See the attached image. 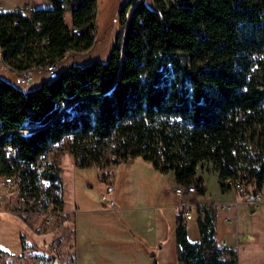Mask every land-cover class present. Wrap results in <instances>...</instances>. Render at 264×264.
Masks as SVG:
<instances>
[{
	"label": "trees",
	"instance_id": "obj_1",
	"mask_svg": "<svg viewBox=\"0 0 264 264\" xmlns=\"http://www.w3.org/2000/svg\"><path fill=\"white\" fill-rule=\"evenodd\" d=\"M51 1L36 17L44 22L42 30L18 10L0 13V43L16 67L42 64L45 56L63 58L76 46L64 18L69 0ZM70 1L77 25L98 7L97 0ZM153 3L130 0L121 8L120 24H128L124 54L119 34L107 61L74 64L35 89L1 79L0 137L13 132L0 140V151L10 141L19 159L33 162L67 141L78 167L107 169L140 156L161 173L174 172L178 184L196 183L204 194L197 169L212 163L224 190L232 189L229 179L261 190L264 0ZM44 37L49 39L45 48L34 45ZM26 43L31 44L18 57ZM29 126L41 128L18 131ZM14 171L1 151L0 175ZM44 174L62 194L57 161ZM17 177L23 190L34 189L39 180L32 171ZM197 212L200 239L195 242L188 236L185 208L176 215L179 262L239 264L236 251L220 246L216 207L200 205ZM226 255L231 259L225 261Z\"/></svg>",
	"mask_w": 264,
	"mask_h": 264
},
{
	"label": "rangeland",
	"instance_id": "obj_2",
	"mask_svg": "<svg viewBox=\"0 0 264 264\" xmlns=\"http://www.w3.org/2000/svg\"><path fill=\"white\" fill-rule=\"evenodd\" d=\"M5 1V0H4ZM130 0H97L98 2V33L97 40L92 49L85 53L68 54L63 61V68H68L74 64L86 65L95 61H107L111 54V50L116 43L119 34L124 39L125 28L120 24V10ZM150 6H154L153 0H146ZM7 4L21 5L31 2L41 7H51V0H11L5 1ZM73 1L65 2L67 23L72 22V13L74 7ZM34 81L29 85L30 90L39 87L47 77L43 69H39L34 74ZM0 76L14 83L15 76L13 72L0 62ZM66 105L62 106L64 109ZM37 127H26L25 132H30ZM67 141H64L57 147L54 154V161H57L60 173L65 180V202L69 209L74 210V199L77 198L83 208L87 210L85 221L93 225V222L108 223L113 217L116 227H121L120 223L126 226V222L130 220L134 223V216L137 215L139 206H148L153 195L151 188V174L146 166L135 165L136 172L127 179L123 187L117 188V193L122 194L124 207L126 208L121 214L103 215L99 212H93L98 206L105 207L106 202L101 200L103 192H109L111 181H108L105 176V170L100 167H77L74 155L66 146ZM116 169V166L110 167ZM199 172L207 180L208 193L204 200L213 203H233L239 209V226L240 233V261L241 263H250L256 259H264V211L256 207V211H250L248 200L245 196L242 197L236 189L232 188L224 190L219 182L218 174L213 170L199 169ZM171 177V176H170ZM167 176L163 178L166 183L167 192L171 200L176 203L183 200L189 195L182 196L175 193V184L171 178ZM3 176L0 175V191H7L2 185ZM254 189V185L250 186ZM237 191V192H236ZM109 198L115 197L113 191L109 192ZM195 194V193H194ZM197 195V194H196ZM239 202V203H238ZM117 203V201H116ZM212 205V204H209ZM186 208V207H183ZM150 213V212H149ZM115 214V213H114ZM171 215V212L169 213ZM111 216V217H110ZM78 221V216H77ZM136 219V218H135ZM145 219H149L148 216ZM151 219V218H150ZM173 221V219H172ZM170 217V225L172 224ZM225 224L221 221L220 231L224 234L229 233L232 228L236 227L237 222L227 221ZM120 225V226H119ZM217 227V220H216ZM71 229V228H70ZM69 227L55 232L36 233L30 231L22 222L13 218L8 213L0 212V264H54L57 260L59 264H155L160 258V264H181L178 260L177 238L170 240L172 230L170 228V237L164 246L162 253L158 256H152L145 252L133 253L134 245L128 241L123 234L112 237L113 241L110 245L113 249H118L120 259H113L107 255L105 259H93L76 261L75 255L72 254L73 237ZM108 228L107 230H109ZM123 229V228H122ZM125 230V228H124ZM127 231V230H126ZM18 233L20 238L18 237ZM176 233V229L175 232ZM257 235L256 240H251L249 234ZM188 236L190 240H198L200 238L198 219L194 218L190 221L188 227ZM193 241V242H194ZM140 245V244H139ZM133 249V250H132ZM127 253V254H126ZM119 255V256H120Z\"/></svg>",
	"mask_w": 264,
	"mask_h": 264
},
{
	"label": "crops",
	"instance_id": "obj_3",
	"mask_svg": "<svg viewBox=\"0 0 264 264\" xmlns=\"http://www.w3.org/2000/svg\"><path fill=\"white\" fill-rule=\"evenodd\" d=\"M4 4L5 10H14L20 5L15 4H7L5 1H11V0H1ZM22 5V4H21ZM36 5V4H34ZM38 6V5H37ZM52 6V5H51ZM30 90V88H28ZM135 165H143L146 166L149 170V173L151 174V188L153 190V195L151 196V200L148 203V206H139L137 207L139 211L137 212V215L134 216V223H132L130 220L129 222H126L125 227L123 223L120 225L121 227H116L113 221V217H111V221L108 223H98L93 222V225L91 222L86 223L85 216L87 213V210L83 208V205L77 200V198L74 199V210L69 209L65 202V180L63 177V171H62V180H63V201H64V207L71 213V219L62 227L47 231L49 232H55L62 230L64 227H69L72 237H73V247L70 248L67 246L68 249H72V254L75 255L76 261H81L82 259L85 260H93V259H105L107 258V255L110 256L113 259H120L121 257L124 258V256L120 255V251L118 249H113L110 245H108L110 242L113 241L112 237H115L117 235L123 234L124 237L127 238L128 241L132 242V244L137 243L138 245H134L133 247L136 249H132L133 253H140L145 252L146 254H151L152 256H158L162 253V250L164 246L166 245L167 241L170 237V228L172 230V236L170 240L176 237L175 229H176V215L177 213L183 208L186 207L187 209L191 210V218L187 220L188 227L191 220L194 218L198 219V212L197 207L200 205H209L212 204L216 207L217 211V238L219 242H227L228 248L233 249L237 252L238 261L239 264H264V259H256L253 260L250 263H241L240 261V233L241 229L238 223L239 220V209L238 207L234 206L233 203H213L211 201L206 202L204 198H206L208 193L207 188V180L202 176L199 172V169L204 170H213L217 174L218 172L214 169V165L212 163H201L197 169L196 177L202 178L204 180V186L206 188L204 194H200L199 192L195 194L189 195V197L180 200L176 203H174L167 192L166 183L163 180V178H166L167 176H171V181L175 184V186L178 185V182L175 177L174 172L169 173H161L159 170H157L152 162L147 161L143 159L142 157H136L128 160L127 162H123L120 165L116 166L115 169V178L113 182L109 185H111L109 188H111V191H113L116 195L115 197H112V199L115 202L114 207L108 206L106 203L105 207L98 206L97 209L93 212H99L101 214H112L117 215V217L120 219L118 214H121L126 208L124 207V202L122 200V194L117 193V188L120 187V189L123 187L124 183L127 181V179L133 174V172H136ZM77 165H75V168L77 170ZM97 167V166H95ZM219 178V175H218ZM108 188V190H109ZM109 191V192H111ZM175 191V190H174ZM108 192V193H109ZM237 192V191H236ZM262 192V201L260 202L259 207L261 210L264 211V184L261 188ZM106 193L103 192L102 195ZM176 193V191H175ZM197 194V195H196ZM101 195V200H102ZM109 195V194H108ZM244 197V196H242ZM245 198V197H244ZM247 201V198H245ZM103 201V200H102ZM117 201V203H116ZM248 202V201H247ZM239 203V202H238ZM225 204H231L232 206L229 209H223L222 205ZM248 205L250 203L248 202ZM185 208V209H186ZM253 211H256V206ZM150 212V213H149ZM171 212V215L169 213ZM8 213V212H4ZM115 213V214H114ZM13 218H16L19 220V222H22L26 227L27 225L24 223V221L11 213H8ZM78 216V221H77ZM148 216L149 219H145V217ZM170 217L172 224L170 225ZM231 217L229 220L228 218ZM136 218V219H135ZM151 218V219H150ZM236 221V227L232 228V230L224 234L220 231L221 221H223L225 224H227V221ZM119 225V226H120ZM110 228L109 230H107ZM125 228V230H124ZM30 229V228H29ZM127 230V231H126ZM30 231H32L30 229ZM34 232V231H32ZM251 240H256L257 235L254 233L249 234ZM18 237L20 238V235L18 233ZM200 239V238H199ZM198 239V240H199ZM196 240V241H198ZM194 241V240H191ZM195 242V241H194ZM140 244V245H139ZM127 254V253H126ZM120 255V256H119ZM77 264H80V262ZM157 264H160V258L158 257Z\"/></svg>",
	"mask_w": 264,
	"mask_h": 264
},
{
	"label": "built area",
	"instance_id": "obj_4",
	"mask_svg": "<svg viewBox=\"0 0 264 264\" xmlns=\"http://www.w3.org/2000/svg\"><path fill=\"white\" fill-rule=\"evenodd\" d=\"M39 9L45 10V7L34 5L31 2L23 3L14 10H18L22 15L26 16L30 20H34L35 28L42 30L44 27V22L36 19ZM3 2L0 0V13L6 12ZM46 11V10H45ZM47 13V12H44ZM66 12L64 13V18ZM66 24L68 25L67 34L72 38L73 42L76 43V46L69 49L63 58L52 59L48 56H45L44 62L42 64H33L30 67L18 68L15 66L14 62H11L9 59H6L5 54L6 50L3 45L0 43V62L10 69L14 76V84L23 90H29V85L34 81V74L37 70L43 69L46 74L47 80H53L60 77L62 71L66 68H63L64 58L68 54H80L85 53L92 49L97 40L98 33V9L86 15L83 24L77 25L73 22L69 24L65 19ZM18 20L14 21V24H18ZM89 35V38L85 37V34ZM49 43V39L44 37L41 40L36 39L34 45L45 48ZM31 43H26L20 50L18 57L24 56L25 48ZM18 69H21L20 71ZM3 78L0 76V80ZM8 81V80H7ZM23 133H32L25 132L23 129L18 130ZM13 131L4 133L0 140L9 139L10 134ZM56 147H50L45 153H43L36 161H27L24 159H19L16 154V148L12 145L10 141H7L2 147L1 151L4 152V155L7 161L15 169L13 173L1 174L3 176L2 185L6 187L7 191H0V212H8L20 217L24 223L32 231L36 233H44L45 231L56 230L63 225H65L71 219V213L64 207L63 193L61 194L56 187V181L47 178L44 174L45 170L51 162L54 161V154L56 152ZM0 151V152H1ZM24 171H32L38 177V183L34 189L23 190L22 185L20 184L17 173ZM115 169L107 168L105 170V178L108 181H113L115 178ZM229 184L232 188L236 189L241 195H246L248 199L252 194L255 195L254 205L259 206L262 201V192L261 190L256 189L254 184H245L239 179H229ZM254 185V189H250V186ZM177 194L186 196L197 193L196 183H191L187 185L178 184L175 188ZM102 200L108 204L110 207H114L115 202L113 199L109 198L108 193L102 195ZM232 205L225 204L222 205L223 209H229ZM192 216L190 209H185V221L187 222ZM229 220L231 217L228 218ZM222 248H228L227 242L223 241L220 243ZM231 259V255H226L224 257L225 261Z\"/></svg>",
	"mask_w": 264,
	"mask_h": 264
},
{
	"label": "water",
	"instance_id": "obj_5",
	"mask_svg": "<svg viewBox=\"0 0 264 264\" xmlns=\"http://www.w3.org/2000/svg\"><path fill=\"white\" fill-rule=\"evenodd\" d=\"M135 7H136V5H135V6L133 7V9L131 10L130 18H131L132 14H133V12H134V10H135ZM127 26H128V24H127L126 27H125L124 39H123V44H122L123 54H124V43H125V37H126V32H127ZM123 54H122V55H123ZM40 128H41V127H37V128H35V129H33V130H32V133L35 132V131H37V130H39ZM108 191H111V188H109ZM247 200H248V202L250 203V211H253V210L255 209V205H254V203H253L254 200H255V195L252 194ZM54 264H59V263H58L57 260H55V261H54Z\"/></svg>",
	"mask_w": 264,
	"mask_h": 264
}]
</instances>
